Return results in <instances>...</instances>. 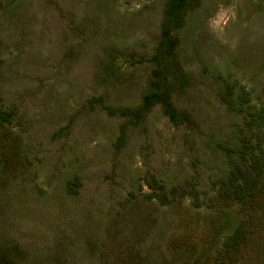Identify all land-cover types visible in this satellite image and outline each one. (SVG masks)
Returning a JSON list of instances; mask_svg holds the SVG:
<instances>
[{"label":"rangeland","instance_id":"rangeland-1","mask_svg":"<svg viewBox=\"0 0 264 264\" xmlns=\"http://www.w3.org/2000/svg\"><path fill=\"white\" fill-rule=\"evenodd\" d=\"M170 1L0 0V264H264V222L214 259L227 151L264 132L220 94L264 102V0H198L163 53Z\"/></svg>","mask_w":264,"mask_h":264},{"label":"trees","instance_id":"trees-1","mask_svg":"<svg viewBox=\"0 0 264 264\" xmlns=\"http://www.w3.org/2000/svg\"><path fill=\"white\" fill-rule=\"evenodd\" d=\"M197 1L171 0L169 2L162 31L163 45H165L161 47L163 53L166 44L173 43L169 35L170 29L172 26L175 29L180 24L182 26L186 10L194 6ZM162 56L159 63L161 62V67H164ZM165 69H167L166 66ZM153 87L155 90L146 96L145 105L152 107L159 102L168 104L169 96H166L165 92L159 93L156 90L161 88V84H155ZM225 88L220 98L228 111L242 115L250 120V125H255L258 129L264 128V102L258 105L251 103L249 92L245 91L244 86H240V92L237 94L229 83H225ZM250 131V138L236 142L234 151H227L229 169L217 182L219 186L215 197V203H219L217 210L237 207L242 213L241 220L232 232L221 239L219 248L214 254V259L218 261L224 259H228V262L233 261L234 255L241 253V248H246L250 241H255L253 240L255 236H260L258 227L264 222V132L260 130L259 139L252 141L254 132L251 126ZM222 149L224 150L223 147Z\"/></svg>","mask_w":264,"mask_h":264}]
</instances>
